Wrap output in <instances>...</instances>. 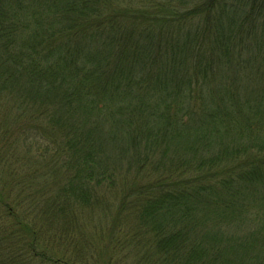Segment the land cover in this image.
I'll use <instances>...</instances> for the list:
<instances>
[{
  "label": "trees",
  "instance_id": "16d2710c",
  "mask_svg": "<svg viewBox=\"0 0 264 264\" xmlns=\"http://www.w3.org/2000/svg\"><path fill=\"white\" fill-rule=\"evenodd\" d=\"M6 211L0 264H264V0H0Z\"/></svg>",
  "mask_w": 264,
  "mask_h": 264
},
{
  "label": "rangeland",
  "instance_id": "374dc122",
  "mask_svg": "<svg viewBox=\"0 0 264 264\" xmlns=\"http://www.w3.org/2000/svg\"><path fill=\"white\" fill-rule=\"evenodd\" d=\"M8 216V212H4L2 215H0V228L3 227V226H9L7 221L8 219L6 218ZM9 217V216H8ZM124 221L125 223L127 224V226H132L134 224V218L133 216L131 217H126V219L124 218ZM6 223V224H4ZM90 264H103L102 262H96L95 260L93 259H90Z\"/></svg>",
  "mask_w": 264,
  "mask_h": 264
}]
</instances>
